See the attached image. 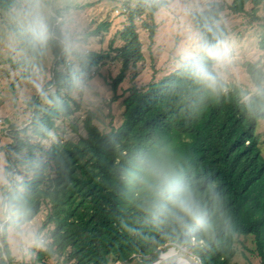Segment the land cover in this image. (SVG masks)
I'll use <instances>...</instances> for the list:
<instances>
[{
  "label": "trees",
  "instance_id": "obj_1",
  "mask_svg": "<svg viewBox=\"0 0 264 264\" xmlns=\"http://www.w3.org/2000/svg\"><path fill=\"white\" fill-rule=\"evenodd\" d=\"M54 1L52 40L43 55L33 58L43 61L46 53H51L52 78L30 99L29 123L19 130L11 128L8 148L13 152L6 150L4 167L22 185L30 222L42 205L49 207L39 229L51 226L46 247L37 251L31 262L44 264L63 257L65 264H150L161 251H167L165 240L152 230L139 207L142 193L123 178L125 170L140 159L158 157L190 188L211 226L208 231L186 230L174 243L189 250L199 264H235L239 245L264 264V156L256 134L258 122L264 121V71L260 64H244L256 90L246 99L249 93L239 85L223 80L211 91L195 82L187 65L201 57L197 51L171 73L129 89L118 127L99 130L97 113L89 109L80 120L84 134L51 142L45 148L56 121L69 120L80 109L72 96L78 75L111 58L109 51L66 49L60 24L56 25L61 11ZM130 2L146 5L152 18L162 0H128V7ZM246 3L251 5L250 18L257 20L264 0H232L228 6L211 2L193 12L190 22L201 29L211 25L226 39L222 11L227 7L234 14L245 13ZM144 26L152 41L156 26ZM108 28L101 24L97 30ZM97 32H87L84 38H94ZM121 38L124 44L113 57L121 67L110 83L112 101L129 66L143 60L132 20ZM257 48L264 50V36ZM66 58H70V67ZM27 65L20 60L14 69ZM63 66L70 71L62 70ZM70 127L73 133L79 132L74 123ZM12 263L9 246L0 239V264Z\"/></svg>",
  "mask_w": 264,
  "mask_h": 264
},
{
  "label": "rangeland",
  "instance_id": "obj_2",
  "mask_svg": "<svg viewBox=\"0 0 264 264\" xmlns=\"http://www.w3.org/2000/svg\"><path fill=\"white\" fill-rule=\"evenodd\" d=\"M127 2L128 0L54 1V6L61 11V17L58 18L56 25L61 20H69L74 24L75 38L72 49L109 51L111 58L108 62L92 68L91 72L78 75L76 89L72 96L80 105V109L69 120L56 121V129L51 132L50 140L44 142L45 148L51 142L76 139L77 134H84L80 120L84 118L89 109L97 113L95 124L99 130L107 132L111 127H118L122 120V101L128 96L129 89L143 87L152 79H160L197 53L196 50L190 48L186 34L178 27L180 21L162 14L159 10L151 18L149 11L145 9L146 5L130 2L128 7ZM211 2L228 6L232 0H188L192 13L206 8ZM250 8L251 5L246 3L245 13L234 14L227 7L221 13V24L228 31L225 40L231 49L233 61L224 81L246 89L249 93L246 99L254 95L256 90L250 82L244 64L259 63L264 71V50L257 48L258 40L264 36V4L259 8L257 20L250 18L248 14ZM131 20L136 26L138 38L142 44L143 60L129 66L123 82L117 87L116 99L112 101L114 94L110 83L121 67L119 60H114L113 57L119 52L117 49L124 44L121 33L127 29ZM187 22L191 23L190 17ZM145 23L156 26L152 41L149 40ZM101 24L105 26L108 24L109 28L97 30ZM94 31H98L94 38H84L87 32ZM185 49H188V52H185ZM18 61H20L19 54L13 50V45L4 28L0 27V161L3 162L4 167L6 166V150L13 152V149L8 148L12 143L11 128L19 130L29 123L32 117L29 107L30 99L42 88H46V84L51 81L54 58L50 52H47L43 61L42 59L33 60L28 63L27 67L14 69V64ZM66 61L67 66L70 67V58H66ZM28 66L30 69L26 72ZM60 68L70 71L66 66ZM47 88L51 89L50 86ZM71 123L78 127V133H73ZM256 134L259 136L264 156L263 120L258 122ZM48 209L47 205H42L38 215L31 221L38 231L43 225ZM49 229L51 226L40 232L45 241L48 239ZM238 247L235 264H261L258 259L251 256L247 249L240 245ZM181 250L189 253L186 248L181 247ZM37 251L39 249H33L31 256L21 258L10 250L12 264H34L31 260L35 258ZM44 264H65V262L63 257H55L46 260Z\"/></svg>",
  "mask_w": 264,
  "mask_h": 264
},
{
  "label": "clouds",
  "instance_id": "obj_3",
  "mask_svg": "<svg viewBox=\"0 0 264 264\" xmlns=\"http://www.w3.org/2000/svg\"><path fill=\"white\" fill-rule=\"evenodd\" d=\"M159 11L180 21L178 27L186 34L190 48L201 54L187 65L190 77L211 91L217 90L233 64L231 49L222 34L211 25L201 29L188 23L192 15L188 0H162ZM53 16L52 0H0V27L6 31L22 63H30L47 51L53 35ZM59 24L61 43L71 50L74 24L69 20H61ZM123 178L142 193L139 207L152 230L166 242L167 251H161L157 264H191L174 241L186 230L208 231L211 226L190 188L167 161L158 157L140 159L125 170ZM28 216L29 205L22 185L0 161V239H5L10 250L21 258L31 256L33 249L46 247L42 234ZM170 239L173 243H169Z\"/></svg>",
  "mask_w": 264,
  "mask_h": 264
},
{
  "label": "water",
  "instance_id": "obj_4",
  "mask_svg": "<svg viewBox=\"0 0 264 264\" xmlns=\"http://www.w3.org/2000/svg\"><path fill=\"white\" fill-rule=\"evenodd\" d=\"M185 254L190 258L191 264H199V260L197 258H195L193 255H191V253H186ZM160 258V255L150 264H157L158 260Z\"/></svg>",
  "mask_w": 264,
  "mask_h": 264
}]
</instances>
